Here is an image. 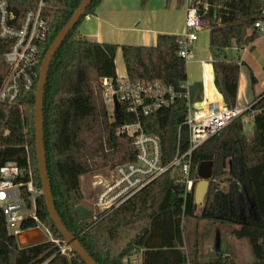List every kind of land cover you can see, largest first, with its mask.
Instances as JSON below:
<instances>
[{
    "label": "trees",
    "instance_id": "1",
    "mask_svg": "<svg viewBox=\"0 0 264 264\" xmlns=\"http://www.w3.org/2000/svg\"><path fill=\"white\" fill-rule=\"evenodd\" d=\"M40 1L32 0L33 6ZM43 2L42 17L50 30L40 44L41 64L82 0ZM101 2L92 0L85 15L69 33L50 65L45 86L43 117L47 170L55 208L64 226L97 264H124L125 257L140 251L141 264H242L222 251L214 259L203 260L197 253L190 256L185 250L184 218L229 223L233 226L232 237L247 241L254 257L251 264H264V93L252 100L242 116L193 154L194 174L201 162L214 163V176L206 199L215 193L213 181L228 174L231 190L221 192V197L228 201L243 192L245 186L256 208L253 217L247 211L243 220L236 216L220 217L214 205L209 209L208 200L198 216L199 205L194 191L185 198V186L176 182L171 171L117 209L98 213L86 221L79 217L77 207L84 200L81 178L95 170L112 169L135 159L132 139L117 134L122 124L134 119L121 111L113 120L102 97L101 80L118 78L117 50L122 51L127 79L131 82L161 80L179 89L187 81V65L178 56L177 36L161 34L154 46H118L85 39L79 27L85 16L94 13ZM195 2L210 30L215 86L227 105L235 107L240 64L221 59V55L233 47L243 49L253 45L261 36L256 23L264 22V0ZM7 74L8 66L0 57V87ZM36 91L37 85L22 93L16 102L0 104V169L13 162L26 171L17 184H22L20 195L29 207L33 202L26 184L32 182L42 189L36 152ZM186 114V100L177 99L171 106L142 119L144 130L161 138L164 165L175 157L179 128ZM251 114L254 133L248 139L242 118ZM180 141L182 150L186 151L189 132L183 126ZM35 218L24 219L22 231L43 225L52 239L42 245L20 249L0 209V264H86L71 250L65 254L61 252L64 239L48 213L42 194L35 198Z\"/></svg>",
    "mask_w": 264,
    "mask_h": 264
},
{
    "label": "built area",
    "instance_id": "2",
    "mask_svg": "<svg viewBox=\"0 0 264 264\" xmlns=\"http://www.w3.org/2000/svg\"><path fill=\"white\" fill-rule=\"evenodd\" d=\"M43 6V0L37 6H33L32 0H0V57L4 58L8 66V74L0 87V104L16 102L22 93L33 90L37 85V70L41 66L40 44L46 40L50 30L42 17ZM90 17L88 14L85 19L89 20ZM185 27L186 31L177 38L178 56L187 65L199 34L207 27L195 0H188ZM256 28L263 32L260 22L256 23ZM202 67L205 74L203 97L196 103L191 100L187 81L179 89H175L161 80H101L102 97L111 118L115 120L123 111L134 119L131 123L122 124L117 134L132 139L135 159L116 165L106 178L96 183L100 187L95 202L99 213L117 209L168 171L172 172L177 183L185 186V198L195 191L199 179L197 168L196 174L193 172L194 152L249 109L228 106L215 86L214 77L208 74L205 62H202ZM177 99L186 100L187 114L179 128L175 157L164 165L161 138L157 134L146 132L142 119L171 106ZM182 126L189 132V148L186 151L182 150L180 141ZM25 174L26 171L13 162L0 169V209L6 217L7 228L14 236L22 232L21 222L24 219H36L35 211L31 215L22 213V184H17V180ZM26 186L35 203L36 196L41 195L42 190L35 188L32 182ZM94 215L96 214L92 216ZM67 250L71 249L64 242L61 252L65 254ZM135 254L125 257L124 264H138Z\"/></svg>",
    "mask_w": 264,
    "mask_h": 264
},
{
    "label": "crops",
    "instance_id": "3",
    "mask_svg": "<svg viewBox=\"0 0 264 264\" xmlns=\"http://www.w3.org/2000/svg\"><path fill=\"white\" fill-rule=\"evenodd\" d=\"M187 10L188 0H102L95 12L89 14L91 15L90 19H84L79 27V32L85 39L97 43L115 44L118 46H154L157 42V37L161 34L178 37L186 31ZM261 24L263 32H261V36L253 45L243 49L233 47L224 50L221 55V59L240 64L236 106L242 109L248 108L255 97L264 93V22ZM205 29L208 28L206 27ZM199 41L200 38L194 44L195 48H198ZM195 48L191 55L194 61L191 63H193L199 79L194 81V84L190 81V61L187 64V84L189 85L191 100L194 103L200 102L203 97L201 73L203 72V79L205 74L202 62H205L207 67L208 64H212V76H215L213 69L214 59L209 62L205 59L208 56L198 57V52ZM115 64L117 77L124 76L127 79V71L121 49L117 50ZM253 77L255 79L254 83ZM195 85H197V90L193 89ZM253 118L252 116V123L254 124ZM215 190L213 203L209 205V209L215 205L220 196V191H222L220 188ZM222 192L227 193L225 191ZM214 235L216 238V249H214L216 256L222 251L225 255L232 256L239 263L243 251L248 254V258L250 257L251 252H249L250 250L245 240H234L235 238L231 235L223 237L218 229ZM185 249L187 250L186 246ZM197 254L201 259L205 260L199 253ZM134 258L137 259L138 264H141L142 252L136 253Z\"/></svg>",
    "mask_w": 264,
    "mask_h": 264
},
{
    "label": "rangeland",
    "instance_id": "4",
    "mask_svg": "<svg viewBox=\"0 0 264 264\" xmlns=\"http://www.w3.org/2000/svg\"><path fill=\"white\" fill-rule=\"evenodd\" d=\"M200 41L198 43V57H207L205 58L207 61H211L214 59V55L212 50L210 49V30L204 29L199 34ZM190 63L194 61L193 56L189 59ZM212 64H208L207 71L208 74L212 77ZM189 73H190V81L194 84V81L198 80V74L194 68L193 63L189 66ZM120 79H125L124 76H121ZM201 79L203 83V72L201 73ZM194 90H197V85L193 86ZM252 116L246 115L242 118L244 123V134L248 139L253 136L254 133V124L252 123ZM111 168L107 167L101 170H95L94 172L87 174L81 178V185H82V192L84 196V200L81 205L85 208L89 209L93 214L99 213V209L96 207L95 202L100 190V187L96 186V183L99 182L101 179L106 178L108 176L109 171ZM227 171L229 172V166L227 165ZM229 175L216 178L215 184L219 187L222 191L228 192L230 190L231 182L227 181ZM35 187V186H34ZM36 188V187H35ZM241 188V187H239ZM39 189V188H37ZM240 191V190H239ZM215 193L211 195L209 199H204V202L198 206L197 215L200 216L203 207L205 206L206 200H208V204L210 205L213 201ZM22 206V213L23 215H31L35 211V203L33 202L32 205L29 207L26 202H21ZM245 211L248 212L250 216H254L256 213V208L253 202L251 195L248 193L246 187H243V192L239 195L235 196L233 199V203L229 204V213L230 216H236L237 218L243 220L245 219ZM42 229L47 235L52 239L51 234L49 231L43 226H38ZM232 225L229 223H216L214 221L203 220L200 218H192L187 217L183 219V234L185 239V246L187 247V254L190 256L194 253H199L201 257L205 260L213 259L216 256L215 250L216 249V238H215V231L218 229L222 236L231 235ZM232 236V235H231ZM223 240V238H222ZM236 240V239H234ZM247 243V241L245 240ZM232 246V245H231ZM248 249L249 245L247 243ZM224 250V248H223ZM232 251V250H230ZM251 252V251H249ZM233 253V252H232ZM242 264H251L254 262V257L252 253H250V257L248 258V254L244 251L242 252L241 259L239 260Z\"/></svg>",
    "mask_w": 264,
    "mask_h": 264
},
{
    "label": "water",
    "instance_id": "5",
    "mask_svg": "<svg viewBox=\"0 0 264 264\" xmlns=\"http://www.w3.org/2000/svg\"><path fill=\"white\" fill-rule=\"evenodd\" d=\"M92 0H82L79 8L74 12L71 19L68 21L66 26L62 29L59 35L54 40L49 51L47 52L44 60L42 61L40 74L37 84L36 91V103H35V117H36V152L38 160V168L40 172V178L42 183V195L44 197L48 213L56 226L57 230L62 235L64 242L69 246L72 252H75L86 264H97L87 251L82 247L81 243L75 238L64 226L60 219L55 204L53 201L52 188L49 180L47 170L46 151L44 145V93L47 82L48 72L50 65L57 53L61 48L63 42L69 35V33L78 24L80 19L85 15L87 8L90 6ZM214 176V163L213 161H203L197 168V177L199 182L195 187V201L198 205L204 202L207 196L211 182ZM216 189V188H215ZM77 213L81 220H88L93 213L85 208L83 205L77 207ZM18 247L20 249H27L34 246L45 244L51 241L50 237L39 227L24 230L15 236Z\"/></svg>",
    "mask_w": 264,
    "mask_h": 264
},
{
    "label": "flooded vegetation",
    "instance_id": "6",
    "mask_svg": "<svg viewBox=\"0 0 264 264\" xmlns=\"http://www.w3.org/2000/svg\"><path fill=\"white\" fill-rule=\"evenodd\" d=\"M213 182H215V181H213ZM215 188L216 189H219V187H217V186ZM230 190L227 193H229ZM221 192L222 191H220V193ZM233 199L234 198L231 197V198L228 199V201H225L221 197V195L218 197V200H217V202H215V205H214L217 208V214H218V216H220V217H223L224 216V217H227V218L232 217V216H230V213H229V204H230V202H231V204L233 203ZM213 207H211L210 209H212Z\"/></svg>",
    "mask_w": 264,
    "mask_h": 264
}]
</instances>
